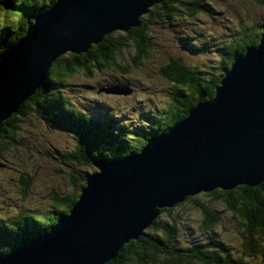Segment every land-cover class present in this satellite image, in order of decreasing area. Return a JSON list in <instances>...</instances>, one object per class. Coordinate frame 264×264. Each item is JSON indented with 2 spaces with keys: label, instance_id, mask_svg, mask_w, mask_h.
I'll return each instance as SVG.
<instances>
[{
  "label": "water",
  "instance_id": "water-1",
  "mask_svg": "<svg viewBox=\"0 0 264 264\" xmlns=\"http://www.w3.org/2000/svg\"><path fill=\"white\" fill-rule=\"evenodd\" d=\"M162 0H53L0 52V121L42 82L49 64L113 31L136 27ZM257 45L164 132L135 152L90 159L75 201L46 231L0 257V264H102L186 196L264 180V22ZM124 96L121 86L97 93Z\"/></svg>",
  "mask_w": 264,
  "mask_h": 264
},
{
  "label": "trees",
  "instance_id": "trees-1",
  "mask_svg": "<svg viewBox=\"0 0 264 264\" xmlns=\"http://www.w3.org/2000/svg\"><path fill=\"white\" fill-rule=\"evenodd\" d=\"M52 2L0 0V52L21 37L25 26L31 23L33 14L42 12ZM205 2L162 0L139 20L138 26L130 27L127 31L113 30L96 43L90 44L83 52H65L56 57L46 69L39 87L14 113L0 121V157L11 152L14 144L19 143L15 141L19 122L22 117L33 113L73 137L72 151L60 154V158L70 166L66 174L68 184L78 191L83 186L86 171L94 168L88 162L90 159L111 160L135 153L148 138L164 132L197 102L210 98L215 83L231 63L244 54L248 47L257 45L264 15L251 31L237 28L234 37L224 44L219 55L218 76L203 77L200 72L187 68L178 59L166 60L159 65L157 73L170 84L168 101L161 111L148 116L153 120L149 129L140 130L139 135L131 139L122 136L118 126H114L112 117L93 119L73 109L60 95V85L73 75L88 77L95 71H110L123 76L150 55L152 45L146 30L150 20H169L181 13L194 16ZM259 4L264 7V0H260ZM128 45L132 54L128 65H124L121 64V51ZM19 179L20 196L24 197L30 177L20 174ZM78 193L61 195L50 191L49 209L18 210L17 214L0 219V257L24 244L35 234L46 231L61 215H66ZM186 203H190L198 212L196 226L202 231H215L221 224V215L228 214L239 235L238 250L242 257L259 256L264 264V180L251 187L239 184L230 189L214 188L199 192L186 196L169 208L158 209L156 217L141 235L122 244L115 255L102 264H245L223 256L221 249L212 250L210 242L189 248L179 247L175 243V228L181 224V215L175 214L174 210Z\"/></svg>",
  "mask_w": 264,
  "mask_h": 264
},
{
  "label": "rangeland",
  "instance_id": "rangeland-1",
  "mask_svg": "<svg viewBox=\"0 0 264 264\" xmlns=\"http://www.w3.org/2000/svg\"><path fill=\"white\" fill-rule=\"evenodd\" d=\"M259 1L206 0L194 16L181 13L169 20L153 18L146 29L152 45L148 59H142L123 76L110 71H95L88 77L73 75L62 81L60 95L73 109L93 119L112 117L114 126L127 140L138 136L140 130L149 129L153 123L148 116L161 111L168 101L170 84L157 73L159 65L178 59L203 77L218 76L224 44L234 37L237 28L251 31L264 15ZM131 52L129 45L121 51V64L128 65ZM108 86L125 87L129 93L124 96L96 93V89ZM18 126L15 141L19 143L0 157V219L17 214L18 210L49 209L50 191L61 195L79 192L68 184L66 174L70 166L60 158V154L72 151L73 137L33 113L22 117ZM94 171L93 168L86 172ZM20 174L30 177L24 197L20 196ZM174 213L181 215L174 240L179 247L210 242L212 250L221 249L223 256L245 264H262L259 256L242 257L238 250L239 235L228 214L221 215V224L215 231H202L196 226L198 212L190 203Z\"/></svg>",
  "mask_w": 264,
  "mask_h": 264
}]
</instances>
